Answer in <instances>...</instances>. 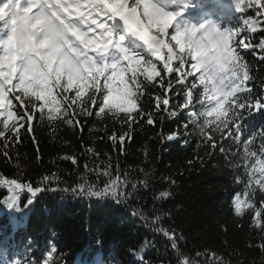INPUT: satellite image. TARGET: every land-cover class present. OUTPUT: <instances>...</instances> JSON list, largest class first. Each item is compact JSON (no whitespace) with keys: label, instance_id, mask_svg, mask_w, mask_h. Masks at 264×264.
<instances>
[{"label":"trees","instance_id":"1","mask_svg":"<svg viewBox=\"0 0 264 264\" xmlns=\"http://www.w3.org/2000/svg\"><path fill=\"white\" fill-rule=\"evenodd\" d=\"M212 1L187 3L196 6L194 13L200 18L207 15L221 31L238 30L235 39L243 37L253 45L251 51H238L250 69L247 84L252 98L264 96V61L259 59L264 55V17L254 7L238 10L245 0ZM113 27L124 32L127 43L139 44L133 50L141 47L142 51L134 54L145 53L139 57L146 61L154 59L119 23L115 21ZM154 62L158 70L163 68L162 62ZM178 76L175 71H161L152 82L140 77L145 87L140 106L153 112L152 125L141 119L129 128L124 113L113 116L107 110L97 117L98 103L91 109L93 115L80 116L75 127L62 120L34 119L31 133L25 125L19 139L11 134L0 137V180L43 189L35 197L26 190L21 193L15 211L5 203L12 195L9 186L0 184V264H183L185 259L189 264H264V228L257 226L255 216L258 211L264 224V194L257 189L254 208L242 216L235 214L232 204L234 195L246 190L245 183L236 180L237 176L248 179L244 145L252 140L248 147L264 159V110L246 115L240 143L214 131V126L207 129L217 145L212 148L188 119L187 110L178 107L185 100ZM161 78L165 84L173 81L167 95L168 109L175 116L163 107L154 111L155 96L163 95L156 83ZM194 93L200 95L201 88ZM169 134L177 139L167 141ZM106 168L120 177L119 183L128 180L121 202L73 192L93 182L104 187L107 177L97 180L88 169ZM163 192L168 197L160 198ZM30 198L33 203L28 205ZM157 216L159 223L154 220ZM160 229L175 234L176 249Z\"/></svg>","mask_w":264,"mask_h":264},{"label":"clouds","instance_id":"2","mask_svg":"<svg viewBox=\"0 0 264 264\" xmlns=\"http://www.w3.org/2000/svg\"><path fill=\"white\" fill-rule=\"evenodd\" d=\"M180 5L186 7L187 0H0V53H7L0 59V100L16 78L28 102L43 101L51 115L61 114V88L75 90L80 98L90 90L103 92L109 108L117 96L136 98L128 74L151 79L156 70L151 60H137L126 36L116 33L117 19L153 56L168 61L213 49L223 40L218 27L192 32L181 23L174 29L175 39L168 38L175 12L167 9ZM205 75L221 88L235 82L224 80L214 63ZM226 115L227 110L221 112ZM253 176L264 182V164L257 165Z\"/></svg>","mask_w":264,"mask_h":264},{"label":"snow or ice","instance_id":"3","mask_svg":"<svg viewBox=\"0 0 264 264\" xmlns=\"http://www.w3.org/2000/svg\"><path fill=\"white\" fill-rule=\"evenodd\" d=\"M39 2L43 3L44 0H39ZM243 7H254L257 13L261 17H264V0H245V5H240L238 10L243 11ZM37 11L36 7L33 6V12ZM179 15H182V13L173 14L174 22L170 24L166 30V36L168 38L175 39L173 32L177 25L180 24L178 19H176ZM170 29H172L171 33L169 32ZM213 29L215 30V26H213ZM185 30L196 32L197 28L188 26ZM220 34L223 40L213 49H205L187 57L181 55L172 61L153 56L154 59H152L151 62L156 70L155 77L146 79L145 75L142 73H138L136 77H132L131 73H129V84L136 98L117 96L111 108L106 106L103 96L100 95L102 93L100 91L93 93L90 90L83 98H80L77 96L75 90L65 91L61 88L57 91V98L62 104L61 114L51 115L49 114V109L44 106L43 101L34 100L33 103H29L23 91L17 86L18 78L13 79L12 83L7 86L6 98L0 100V137L11 134L19 139L20 129L24 128L25 125H27L26 131L31 133L32 121L34 119H38L40 122L46 119L49 123L62 120L69 126L75 127L79 123L80 116L93 115L91 109L98 103L99 107L95 113L97 117L106 114L107 110V112H111L113 116H116L117 113H124L123 122L127 123L129 128H131L134 121L138 122L141 119H144L147 124L152 125L154 124L153 112H146L145 109L140 106L145 91L144 84L141 82L140 77L143 76L144 81L152 82L156 77L160 76L161 71L167 74H172L175 71L179 74L176 82L184 85L185 89V100L183 104L178 107L181 110H187L186 115L188 119L194 126L199 127L200 134L203 136L204 140H206L212 148L217 147L213 138L207 135L206 132L207 129L213 128L214 126V131L221 132L222 136L226 133L227 137H230L234 143H240L241 133L244 131L243 121L246 115L248 116L254 112L264 110V96H259L255 99L252 98V90L247 84L251 79L249 75L250 69L244 57L238 51V49H247L251 51L253 45L250 42L246 43L243 37L237 41L235 37L239 35L238 30L231 33L220 31ZM179 51L183 54L184 48L181 47ZM4 55H7V53L0 54V59H3ZM136 59L143 60L145 64L147 62L144 58L139 56H137ZM259 59L264 61V55H260ZM154 61L162 62L163 68L158 70L157 64ZM174 61H178L175 67H173ZM189 63L190 69L185 70V65ZM212 63L215 64L217 71L224 80L231 79L235 81L230 88H221L217 85L215 78H209L211 74H209V76L205 75L208 66ZM191 77H195V79L189 81ZM156 83L163 90V95L155 96L154 111L160 112L163 107V110L168 112L169 116H175L177 113L169 111L168 109L170 98L167 95L174 87L173 81L168 80L167 84H165V78H161ZM197 88H201L200 95L194 93V90ZM73 92L75 93L74 96L70 94ZM221 97H226L227 102L221 100ZM13 101L18 103H14ZM197 105L200 106L199 109ZM224 110H227V115L222 117L221 112ZM133 113H136V115H133ZM201 118L203 119L201 120ZM185 127H187V125H185ZM112 139L115 142V137H112ZM165 139L167 141H174L177 139V136L175 134H169ZM120 142L123 144V137ZM252 143L253 141L249 140L243 148L244 158L245 160H249L248 179L244 181L239 176L236 177L238 183H245L246 185V190L243 192V195L235 194L232 200L234 211L237 216H242L246 209L254 208V197L257 189L264 194V182H261L253 176L257 165L264 164V159L258 156L256 151L248 147V145ZM89 151L92 150L89 149ZM220 151L224 152V146L222 144L220 145ZM262 151H264V145H262ZM73 163H75L74 160ZM88 171L95 172L97 180L101 177H107L104 182L105 186L102 188L95 186V182L88 185L81 184L78 189L73 188V192L87 198L110 197L117 202H121L120 193L123 192L124 188L128 185V180L126 178L121 184L119 183L120 177L118 175L113 176L107 168L102 172L96 169H88ZM0 184L9 186V191L12 192V195L5 203L10 210L15 211L19 208L20 194L25 190L27 193H30L32 197H35L37 192L43 191V189L40 188L33 189L30 184L24 185L18 183L16 180H0ZM133 187H135V185H133ZM168 195V192H163L160 194V198H166ZM32 203L33 200L31 198L28 199L27 204L31 205ZM255 216L257 226L264 228V224L260 222V213L258 211L255 213ZM154 220L159 223L161 217L157 216ZM160 231L165 237L171 240V247L176 249L178 244L176 243L177 238L175 234L164 229H160ZM183 264H189V261L185 259Z\"/></svg>","mask_w":264,"mask_h":264},{"label":"rangeland","instance_id":"4","mask_svg":"<svg viewBox=\"0 0 264 264\" xmlns=\"http://www.w3.org/2000/svg\"><path fill=\"white\" fill-rule=\"evenodd\" d=\"M192 1V3L193 2H195V0H191ZM180 7H181V5L180 6H176V7H172V8H168L167 10H172V11H174L175 13H178L177 11H176V9H180ZM187 7V6H186ZM184 5H183V9L184 8H186ZM118 20V19H117ZM116 20V21H117ZM178 22L179 23H181V24H185V25H187V26H189V27H196V28H201L202 26H205V27H211L210 25H208V23L206 24V25H194L193 23H191L187 18H185V17H182V18H178ZM241 31H243V30H241Z\"/></svg>","mask_w":264,"mask_h":264}]
</instances>
